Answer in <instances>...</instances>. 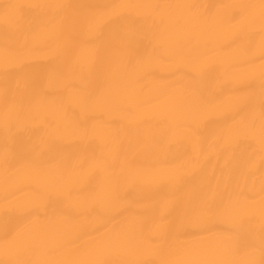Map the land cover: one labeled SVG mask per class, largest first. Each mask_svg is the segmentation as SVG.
<instances>
[{"label":"bare ground","instance_id":"obj_1","mask_svg":"<svg viewBox=\"0 0 264 264\" xmlns=\"http://www.w3.org/2000/svg\"><path fill=\"white\" fill-rule=\"evenodd\" d=\"M0 264H264V0H0Z\"/></svg>","mask_w":264,"mask_h":264}]
</instances>
